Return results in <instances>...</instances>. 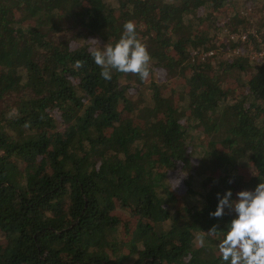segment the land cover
Instances as JSON below:
<instances>
[{
  "label": "trees",
  "instance_id": "obj_1",
  "mask_svg": "<svg viewBox=\"0 0 264 264\" xmlns=\"http://www.w3.org/2000/svg\"><path fill=\"white\" fill-rule=\"evenodd\" d=\"M263 1L0 0V264H222L216 194L264 181ZM126 21L150 75L104 80Z\"/></svg>",
  "mask_w": 264,
  "mask_h": 264
},
{
  "label": "clouds",
  "instance_id": "obj_2",
  "mask_svg": "<svg viewBox=\"0 0 264 264\" xmlns=\"http://www.w3.org/2000/svg\"><path fill=\"white\" fill-rule=\"evenodd\" d=\"M89 55L100 67V76L104 80L112 78L113 70L136 74L141 80L150 75V56L138 39L136 25L132 21L122 25L117 40L90 49ZM216 195L215 209L209 215L221 217L225 209L234 213L225 222L217 240L222 264H264V181H259L252 189L238 190L235 198H232L231 189ZM215 229L213 226L207 232L211 234Z\"/></svg>",
  "mask_w": 264,
  "mask_h": 264
},
{
  "label": "built area",
  "instance_id": "obj_3",
  "mask_svg": "<svg viewBox=\"0 0 264 264\" xmlns=\"http://www.w3.org/2000/svg\"><path fill=\"white\" fill-rule=\"evenodd\" d=\"M264 3V1H263ZM263 13H264V10H263ZM262 14V13H261ZM262 30L264 31V26L262 28ZM260 36V34H258ZM236 37H239V39L243 40V41H246L247 42V38H246V35L245 34H241L239 36H237L235 33L233 34H230V38L233 39V38H236ZM261 37H258L257 40H259ZM262 39V38H261ZM212 51L213 50H209L207 52V54H212ZM238 51L235 50V53H237ZM251 54L255 55V56H259V55H263L264 54V40L262 41V44H261V48L257 51H254V52H251Z\"/></svg>",
  "mask_w": 264,
  "mask_h": 264
},
{
  "label": "rangeland",
  "instance_id": "obj_4",
  "mask_svg": "<svg viewBox=\"0 0 264 264\" xmlns=\"http://www.w3.org/2000/svg\"><path fill=\"white\" fill-rule=\"evenodd\" d=\"M133 223L132 222H130V226L132 225ZM121 229H120V233L124 236V235H126V232L124 231V229H125V227L123 228V227H120Z\"/></svg>",
  "mask_w": 264,
  "mask_h": 264
}]
</instances>
